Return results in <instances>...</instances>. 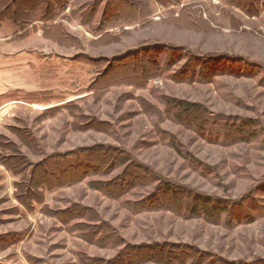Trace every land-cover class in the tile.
Returning <instances> with one entry per match:
<instances>
[{"label":"rangeland","instance_id":"374dc122","mask_svg":"<svg viewBox=\"0 0 264 264\" xmlns=\"http://www.w3.org/2000/svg\"><path fill=\"white\" fill-rule=\"evenodd\" d=\"M49 1L0 0V264H264V0Z\"/></svg>","mask_w":264,"mask_h":264},{"label":"trees","instance_id":"16d2710c","mask_svg":"<svg viewBox=\"0 0 264 264\" xmlns=\"http://www.w3.org/2000/svg\"><path fill=\"white\" fill-rule=\"evenodd\" d=\"M60 2V0H53V1H49V4L47 5V7H44V8H42V9H40V11H38V10H36V11H38V12H40L41 13V19L42 20H44V21H47V19H48V21H53L54 19H55V17H56V15H55V11H56V8L58 7V6H60L61 5V3H59ZM61 7V6H60ZM5 8L6 9H8L7 7H4L3 9L5 10ZM41 8V7H40ZM34 10V9H33ZM8 12L9 11H7L6 12V10L2 13V12H0V17H3L2 19H0V23H3L4 22V20H10V21H13V17H12V15H10V14H8ZM91 16H92V14H91ZM91 16H89V18H91ZM104 89H105V87H104ZM187 106V105H186ZM186 106H184L185 107V111H189V108L188 107H186ZM189 107H194L193 105H189ZM131 162V161H130ZM129 163V162H128ZM130 165V164H129ZM69 167V169H73V170H76V169H80V168H82V167H84V168H88V170H90V169H94V167H92L91 165L89 166L88 164H86V163H81V165L80 164H78V165H69L68 166ZM130 167H132V165L130 166ZM130 183L129 182H127L126 183V185H128V186H130L129 185ZM160 184H161V182H160ZM171 184V183H170ZM159 186V185H158ZM172 186H173V189L174 190H171V188L170 187H168V188H166V189H160L159 190V194H157V196L158 197H163V196H165V198L163 197V200H160L159 199V203H167V204H170V206L171 207H174L175 206V204H174V202H178V200L179 201H184L183 203L185 204V202H186V204L184 205L185 206V208L183 209V213H190V214H195L196 216L198 215L199 217H203V218H206L207 217V214H209V211H207V210H204L203 208L204 207H202V206H200V203L201 202H205V201H203L201 198H203V197H201V196H199V197H193V199H191L192 201H190V200H188V201H186V199L187 198H183L182 197V195H181V193L176 189V188H174V185L172 184ZM106 191V190H105ZM180 197H182L183 199H181ZM158 200V199H157ZM173 202V203H172ZM191 202H193V203H195L196 205L195 206H192V204H191ZM157 203V202H156ZM179 204V206H181L182 207V203H178ZM153 205H155V204H153ZM169 206V207H170ZM168 208V207H167ZM198 208H199V210H198ZM170 209H172V210H174L175 211V208H170ZM75 219V218H74ZM71 220H73V219H71ZM149 249H152V248H149Z\"/></svg>","mask_w":264,"mask_h":264}]
</instances>
